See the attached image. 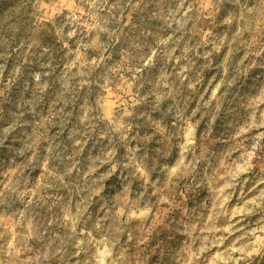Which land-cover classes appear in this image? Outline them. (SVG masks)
<instances>
[{"label":"clouds","instance_id":"clouds-1","mask_svg":"<svg viewBox=\"0 0 264 264\" xmlns=\"http://www.w3.org/2000/svg\"><path fill=\"white\" fill-rule=\"evenodd\" d=\"M0 264H264V0H0Z\"/></svg>","mask_w":264,"mask_h":264}]
</instances>
